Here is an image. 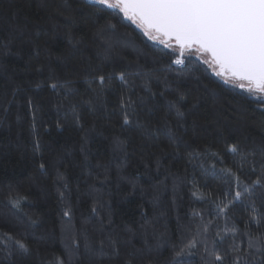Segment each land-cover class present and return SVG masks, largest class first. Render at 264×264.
Here are the masks:
<instances>
[{"label": "trees", "instance_id": "trees-1", "mask_svg": "<svg viewBox=\"0 0 264 264\" xmlns=\"http://www.w3.org/2000/svg\"><path fill=\"white\" fill-rule=\"evenodd\" d=\"M101 7L0 0V264H264V104Z\"/></svg>", "mask_w": 264, "mask_h": 264}, {"label": "snow or ice", "instance_id": "snow-or-ice-1", "mask_svg": "<svg viewBox=\"0 0 264 264\" xmlns=\"http://www.w3.org/2000/svg\"><path fill=\"white\" fill-rule=\"evenodd\" d=\"M92 3L102 6L101 11L113 10L122 14L140 27L149 39H159L173 48L178 57L174 60L176 65L185 63L186 52L198 53L214 71L219 69L217 76L245 89L264 104V0H92ZM173 40L175 45L168 42ZM120 79L127 83L123 74ZM97 80L102 90L106 78L99 75ZM51 87L55 89L57 85L52 84ZM131 105L130 100L125 103L122 99L125 125L130 124L127 109ZM231 151L237 153L238 150L233 147ZM227 171L239 182L235 172L231 169ZM255 183L260 184L261 180ZM240 195L237 192L236 198ZM22 199H14L13 205L19 207ZM64 214L69 215L67 211ZM110 243L118 251L115 241L110 240ZM14 244L24 253L29 251L22 240H14ZM100 247L102 251L103 241ZM194 247L196 242L190 241L176 255H183L186 249ZM248 247L260 251L264 244H253L249 240ZM231 250L233 264H239L242 249L234 244ZM205 251L208 249L205 248ZM215 260L223 264V257L216 255Z\"/></svg>", "mask_w": 264, "mask_h": 264}, {"label": "water", "instance_id": "water-1", "mask_svg": "<svg viewBox=\"0 0 264 264\" xmlns=\"http://www.w3.org/2000/svg\"><path fill=\"white\" fill-rule=\"evenodd\" d=\"M171 42H173L174 44H175V41L173 40V41H171ZM218 71H219V69H217Z\"/></svg>", "mask_w": 264, "mask_h": 264}]
</instances>
